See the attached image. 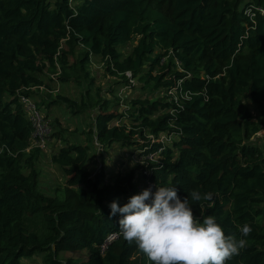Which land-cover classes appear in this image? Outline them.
Segmentation results:
<instances>
[{
  "label": "trees",
  "instance_id": "obj_1",
  "mask_svg": "<svg viewBox=\"0 0 264 264\" xmlns=\"http://www.w3.org/2000/svg\"><path fill=\"white\" fill-rule=\"evenodd\" d=\"M92 57L118 85L129 72L137 79L131 88L146 95L124 110L117 98L103 99L88 71ZM55 74L61 86L96 90L88 88L80 102L60 93L46 100L39 87ZM22 97L38 109L61 105L94 119L83 133L87 144L52 134L62 146L51 150L50 162L64 183L51 194L40 190L44 152L31 145ZM53 127L64 132L58 121ZM261 130L264 0H0V264L37 255L42 264H153L122 235L101 251L119 231L120 215L109 219V205L128 202L137 169L154 186L177 187L182 199L212 192V202H191L194 217L202 222L203 208L237 239L245 223L252 228L247 246L225 264H264ZM159 134L173 139L151 142ZM92 138L105 148H137L141 157L164 149L158 161L108 180L104 169L89 171ZM85 250L84 261L60 259Z\"/></svg>",
  "mask_w": 264,
  "mask_h": 264
},
{
  "label": "clouds",
  "instance_id": "obj_2",
  "mask_svg": "<svg viewBox=\"0 0 264 264\" xmlns=\"http://www.w3.org/2000/svg\"><path fill=\"white\" fill-rule=\"evenodd\" d=\"M155 189H144L122 207L116 201L109 205V219L120 215L119 231L113 236L135 242L153 264H225L247 246L249 224L240 228L242 238L237 239L225 235L215 216H204L203 208L202 222L194 217L191 202H212V192L193 190L182 199L177 187Z\"/></svg>",
  "mask_w": 264,
  "mask_h": 264
},
{
  "label": "rangeland",
  "instance_id": "obj_3",
  "mask_svg": "<svg viewBox=\"0 0 264 264\" xmlns=\"http://www.w3.org/2000/svg\"><path fill=\"white\" fill-rule=\"evenodd\" d=\"M134 45L135 42L126 44L125 46L120 48V52L125 55L131 50ZM81 53L82 51H79L77 53V59ZM104 67L105 66H103L101 60L96 57L92 58L90 64L88 65V71L92 76L95 77L96 86L100 89V95L103 97V99L111 100L112 98H117L120 103L119 105H121L120 110H124L128 108L127 102H129L132 98L138 95H146V92L140 91L139 88L134 90L133 88H127V92L122 93V90L126 87V84L122 82L121 85H118L117 82L119 81V79L117 77H111L110 75H108ZM57 76L58 74L51 76L48 75L49 80L45 81V87L43 88L42 92H39L41 93V96H44L43 98H46V100L49 99L47 95H51V90L53 91L52 93H60L63 96H67L70 99L76 100L77 102H80L81 96L88 88L92 92V95L96 90V88L90 85L79 87L73 83H70L67 86H61L56 80ZM134 85L137 86V79H135ZM47 103L49 102L45 101V104ZM39 112L40 116L43 118V121L48 124V128L49 124L51 127V135L49 137L47 146L49 149L54 150L62 146V144L58 142V138L52 135L56 134L57 132L59 135L63 137L66 136V138H69L71 142H79V140H81L82 143L87 144V141L90 137L86 134L83 135V133L88 132L90 129L93 128L94 119L92 118L93 116L91 112L72 115L68 109H65V107L61 105L53 106V108H48V110L40 108ZM55 121H58V123L61 124V130H64V132L59 131V127H53ZM258 137H264V130H261L258 133ZM89 142L92 147L90 152L89 163V171L91 173L97 172L100 169H104L105 174L108 175L109 180L110 177H116L118 173L124 175L130 170L134 169V166L139 165L138 161L141 152L138 151L137 148H123L119 145H113L110 148H105L97 145V143L94 142V138H92ZM44 153L47 154L48 152ZM50 157L51 154L43 156L40 159L39 163L40 190L46 192L47 194L53 193V191L59 185H62L64 183V178L61 171L58 167H56L50 162ZM133 162L134 166H132ZM133 186V193H129V198L136 194H139L144 190V182L143 178L140 176L139 169L135 171ZM118 203V205L122 207L126 204V199L120 202L118 201ZM69 257L84 261L88 257V252L85 250L72 253L64 252L60 254V259L62 260L67 259ZM41 259L42 256L37 255L29 259H22L20 261V264H42Z\"/></svg>",
  "mask_w": 264,
  "mask_h": 264
},
{
  "label": "built area",
  "instance_id": "obj_4",
  "mask_svg": "<svg viewBox=\"0 0 264 264\" xmlns=\"http://www.w3.org/2000/svg\"><path fill=\"white\" fill-rule=\"evenodd\" d=\"M261 12H263V11H261ZM92 58H94V57H92ZM91 59H90V61H91ZM101 62L103 63V66H104V64H105L104 61L101 60ZM125 76L128 80V83L125 85L126 87L123 88L122 93H126L127 88H131V86L134 85V81H135V80H132L131 74L129 72H126ZM44 87H45L44 85L42 87H39L40 92H42ZM52 92L53 91L51 90L50 94H53ZM172 93H175V91L172 90ZM20 104L22 105L23 110L26 114V117L31 124V128H32L31 145L40 149L43 152H48L47 154L44 153V156L50 155L51 149H49L47 147L49 137L51 135L50 124H49V128H48V124H46V122L43 121V118L40 116L39 109L36 107V103L34 102L33 99H31L30 97L29 98L22 97V98H20ZM113 125L118 126L119 122L116 120L113 122ZM149 138L151 139V142L161 144L162 146L165 144H169L168 142L172 141V139H173L171 136H169L167 134H159L158 138H156V139L153 138L152 136H149ZM94 142H95V139H94ZM163 149H164L163 147H160L155 154H150V155H147L146 157H144V156L141 157V155H140L138 163L142 164V162H144V160H146V161H158L159 154ZM142 175L147 176L148 175L147 171H143ZM143 182H144V189H147L151 186L152 190L154 191L155 186L153 183H151L147 179ZM116 237H114L113 234L108 235L107 238L104 240V243L101 246V251L102 252L105 251L107 246L112 241H114L116 239Z\"/></svg>",
  "mask_w": 264,
  "mask_h": 264
},
{
  "label": "crops",
  "instance_id": "obj_5",
  "mask_svg": "<svg viewBox=\"0 0 264 264\" xmlns=\"http://www.w3.org/2000/svg\"><path fill=\"white\" fill-rule=\"evenodd\" d=\"M50 108H53V107H50ZM48 110V109H47Z\"/></svg>",
  "mask_w": 264,
  "mask_h": 264
}]
</instances>
